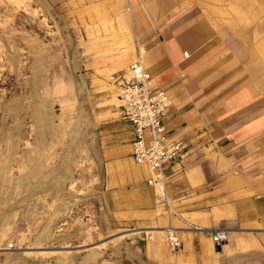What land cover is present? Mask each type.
I'll return each instance as SVG.
<instances>
[{"label": "rangeland", "instance_id": "rangeland-1", "mask_svg": "<svg viewBox=\"0 0 264 264\" xmlns=\"http://www.w3.org/2000/svg\"><path fill=\"white\" fill-rule=\"evenodd\" d=\"M166 1L0 0V264H197L155 230L178 218L167 191L169 206L155 190L151 225L127 209L152 185L130 154L117 99L131 74L116 64L147 53L137 43L202 26L189 58L208 53L215 74L256 81L264 98V57L252 55L264 0Z\"/></svg>", "mask_w": 264, "mask_h": 264}, {"label": "crops", "instance_id": "crops-1", "mask_svg": "<svg viewBox=\"0 0 264 264\" xmlns=\"http://www.w3.org/2000/svg\"><path fill=\"white\" fill-rule=\"evenodd\" d=\"M206 32L197 26L187 39L179 32L163 36L164 43L160 36L159 41L150 38L149 49L137 43L138 51L144 49L151 62L152 81L171 97L169 128L187 145L183 156L165 170L167 194L179 207L178 218L171 217L183 241L178 255L185 260L195 257L197 264L262 260L264 98L256 81L232 86L231 80L215 74L214 57L208 53L189 58ZM257 48L253 56L258 55ZM125 127L132 142V129ZM140 177L147 180L149 175ZM154 206L155 189L146 186L143 194H134L127 209L141 213L142 224L151 225ZM169 217L158 222L168 224ZM212 228L227 229L228 242L223 246L211 242L204 230Z\"/></svg>", "mask_w": 264, "mask_h": 264}, {"label": "built area", "instance_id": "built-area-1", "mask_svg": "<svg viewBox=\"0 0 264 264\" xmlns=\"http://www.w3.org/2000/svg\"><path fill=\"white\" fill-rule=\"evenodd\" d=\"M132 70L130 78L122 75L118 81L123 100L121 118L133 132L131 156L135 162L147 166V182L155 186L165 181V170L183 156L187 145L169 128L172 106L169 93L152 81L151 74L140 61L132 65ZM161 200L164 205H170L167 194L161 196ZM204 231L217 246L228 242L229 232L225 228ZM167 239L173 250H179L183 245L177 231L170 232Z\"/></svg>", "mask_w": 264, "mask_h": 264}, {"label": "bare ground", "instance_id": "bare-ground-1", "mask_svg": "<svg viewBox=\"0 0 264 264\" xmlns=\"http://www.w3.org/2000/svg\"><path fill=\"white\" fill-rule=\"evenodd\" d=\"M24 9H28V7L27 6H25L24 8H23V10ZM126 9H128V8H126ZM25 11V10H24ZM127 23V22H126ZM123 26V25H122ZM129 46V45H128ZM127 46V47H128ZM134 47V46H133ZM132 48V47H131ZM127 49V48H126ZM122 50V49H121ZM131 50V49H130ZM133 50V49H132ZM144 49H142V51H143ZM123 51H125V50H123ZM122 51V52H123ZM134 52H135V50H134ZM134 52H132V53H134ZM257 52H260L262 55H263V57H264V42H262L259 46H258V48H257ZM130 53V52H129ZM120 54H121V52H120ZM119 54V55H120ZM122 55V54H121ZM120 55V59H118L119 60V62H118V64H116V66L117 67H119V66H121L122 64H123V66L125 67L124 69H125V73H128V74H131L130 75V77L133 75V70H132V65L136 62V61H140L141 63H142V65H143V67L145 68V69H147L148 70V68H150V63H148V59H147V53H141L140 54V56L138 55V56H133V55H131V57H129V58H127V60H125L126 59V57L125 56H121ZM116 57H119V56H116ZM117 59V58H116ZM125 60V61H124ZM148 60V61H147ZM129 63H133L132 65H131V68H128V64ZM113 64H115V62L113 63ZM125 64V65H124ZM130 67V66H129ZM116 69V68H115ZM129 77V78H130ZM115 86V85H114ZM113 86V87H114ZM114 88H116V87H114ZM112 89V88H111ZM121 90H122V88H121ZM121 94H122V91H121V93H120V97H121ZM116 99V98H115ZM122 99H117V101H118V104H120V103H122L123 102V100L121 101ZM141 168L146 172V173H149V171H148V168H147V166H145L144 164H141ZM163 180L161 181V182H158V183H156L155 184V190H156V192L158 193V195H157V197H158V199L159 198H161V196H163L164 195V190H165V186L163 185ZM165 193H166V190H165ZM165 197H166V194H165ZM162 206V205H161ZM162 213V212H161ZM165 213V212H164ZM169 219L171 220V221H169V223L167 224V225H163L162 227H159V228H157V227H155V230H157L156 232H159L158 234H160V236H159V238L160 239H162V237L163 238H165V240H167V236H168V234L170 233V232H174V231H177V233H179V228H177V227H175L174 226V224H173V219L171 218V217H169ZM164 240V239H163ZM164 243H162V245H163ZM165 245V244H164ZM166 247V246H165Z\"/></svg>", "mask_w": 264, "mask_h": 264}]
</instances>
